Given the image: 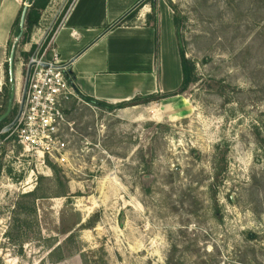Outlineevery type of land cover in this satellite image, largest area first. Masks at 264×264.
<instances>
[{
    "label": "rangeland",
    "instance_id": "374dc122",
    "mask_svg": "<svg viewBox=\"0 0 264 264\" xmlns=\"http://www.w3.org/2000/svg\"><path fill=\"white\" fill-rule=\"evenodd\" d=\"M42 1L15 46L0 130L18 111L32 32L49 38L71 0ZM145 4L177 20L174 52L195 80L135 107L72 102L61 155L0 133V264H264V0H142L135 14ZM11 5L0 115L23 7Z\"/></svg>",
    "mask_w": 264,
    "mask_h": 264
},
{
    "label": "crops",
    "instance_id": "0c3cea01",
    "mask_svg": "<svg viewBox=\"0 0 264 264\" xmlns=\"http://www.w3.org/2000/svg\"><path fill=\"white\" fill-rule=\"evenodd\" d=\"M8 1L21 6L16 0H0V14L7 17L4 26L0 20V51L12 23L13 7ZM141 2L71 0L65 7L55 24L51 45L82 97L135 107L134 99L173 92L181 83L171 11L159 4L152 15V5L145 4L135 14ZM6 4L11 9L5 8ZM43 37L36 41L32 32L30 44ZM3 85L0 62V92Z\"/></svg>",
    "mask_w": 264,
    "mask_h": 264
},
{
    "label": "built area",
    "instance_id": "2783aa9c",
    "mask_svg": "<svg viewBox=\"0 0 264 264\" xmlns=\"http://www.w3.org/2000/svg\"><path fill=\"white\" fill-rule=\"evenodd\" d=\"M16 1L27 8L31 5V0ZM53 32L36 43L28 57L17 99L18 111L0 130L23 152L61 155L73 141L74 121L69 120L67 113L70 104L75 101L91 107L76 91L65 63L58 60L51 45ZM68 135L71 139H67Z\"/></svg>",
    "mask_w": 264,
    "mask_h": 264
},
{
    "label": "trees",
    "instance_id": "16d2710c",
    "mask_svg": "<svg viewBox=\"0 0 264 264\" xmlns=\"http://www.w3.org/2000/svg\"><path fill=\"white\" fill-rule=\"evenodd\" d=\"M46 5L45 1L42 0H31V5L27 8L26 10V14H25V18H24V30L20 39V44L25 42V39L28 38L29 33L31 31V29L38 23L39 20V11L41 9H43ZM22 7L19 11V16L17 18V33L19 31L18 29V23H19V17H20V13H21ZM119 23L116 22L113 26H116ZM177 23V20L174 19V24ZM34 47H31V49H33ZM23 57H28L29 53H22ZM179 58H180V66H181V71H182V79H181V83L178 89H176L173 92L170 93H166L163 94L162 96L165 97H169V96H174L177 95L181 92H183L189 84H191L194 80V71H193V64L192 62L185 57L184 52L179 49ZM8 76V73H6ZM161 95H150L147 97H143V98H136L134 99L132 102L136 103V102H141L144 104H148L149 102L153 101V100H157L159 99ZM83 99L85 101H87L88 103H92L93 105H98V106H104V107H112L111 105H106L104 103H101L99 101H95L94 99H91L89 97H83ZM119 107H124L125 104H119L117 105ZM2 122H0V126H1ZM35 192L31 191L29 193H26L24 196H28L31 197V199H33Z\"/></svg>",
    "mask_w": 264,
    "mask_h": 264
},
{
    "label": "water",
    "instance_id": "95a60500",
    "mask_svg": "<svg viewBox=\"0 0 264 264\" xmlns=\"http://www.w3.org/2000/svg\"><path fill=\"white\" fill-rule=\"evenodd\" d=\"M27 7L23 6L22 11L20 13L19 17V23H18V33L12 43L10 52H9V57H8V76H9V84H10V92H9V98L7 101V107L6 110L0 115V122H2L7 115L9 114L10 108H11V103L12 99L14 96V90H15V85H14V80H13V73H12V61H13V56L15 52V46L17 45L18 41L20 40L23 30H24V18L26 14Z\"/></svg>",
    "mask_w": 264,
    "mask_h": 264
},
{
    "label": "flooded vegetation",
    "instance_id": "af4514ba",
    "mask_svg": "<svg viewBox=\"0 0 264 264\" xmlns=\"http://www.w3.org/2000/svg\"><path fill=\"white\" fill-rule=\"evenodd\" d=\"M8 82H9V76H8Z\"/></svg>",
    "mask_w": 264,
    "mask_h": 264
}]
</instances>
